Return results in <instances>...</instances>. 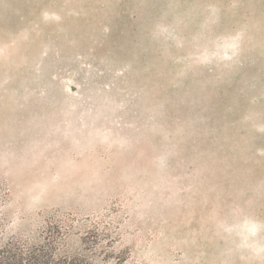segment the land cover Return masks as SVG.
<instances>
[{
	"label": "rangeland",
	"instance_id": "rangeland-1",
	"mask_svg": "<svg viewBox=\"0 0 264 264\" xmlns=\"http://www.w3.org/2000/svg\"><path fill=\"white\" fill-rule=\"evenodd\" d=\"M245 216L264 0H0L1 241L53 223L93 264H264L218 227Z\"/></svg>",
	"mask_w": 264,
	"mask_h": 264
},
{
	"label": "trees",
	"instance_id": "trees-1",
	"mask_svg": "<svg viewBox=\"0 0 264 264\" xmlns=\"http://www.w3.org/2000/svg\"><path fill=\"white\" fill-rule=\"evenodd\" d=\"M64 228L51 223L36 239L0 238V264H93L87 252L69 253L65 249L61 240L67 235Z\"/></svg>",
	"mask_w": 264,
	"mask_h": 264
},
{
	"label": "clouds",
	"instance_id": "clouds-1",
	"mask_svg": "<svg viewBox=\"0 0 264 264\" xmlns=\"http://www.w3.org/2000/svg\"><path fill=\"white\" fill-rule=\"evenodd\" d=\"M218 227L226 234H237L241 239V247H250L256 255L264 254V244L256 241V237L264 232V221L245 216L238 225L225 226L221 221Z\"/></svg>",
	"mask_w": 264,
	"mask_h": 264
}]
</instances>
